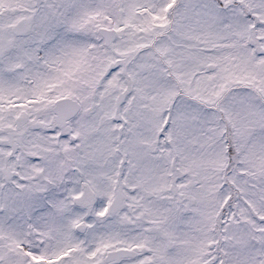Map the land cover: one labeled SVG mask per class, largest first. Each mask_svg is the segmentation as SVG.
Instances as JSON below:
<instances>
[{"label":"snow or ice","instance_id":"6c2138e0","mask_svg":"<svg viewBox=\"0 0 264 264\" xmlns=\"http://www.w3.org/2000/svg\"><path fill=\"white\" fill-rule=\"evenodd\" d=\"M0 264H264V0H0Z\"/></svg>","mask_w":264,"mask_h":264}]
</instances>
